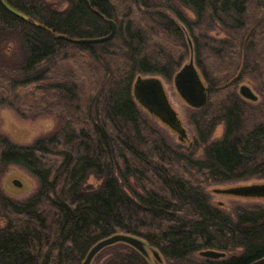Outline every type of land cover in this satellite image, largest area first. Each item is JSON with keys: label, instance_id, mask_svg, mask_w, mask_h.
<instances>
[{"label": "trees", "instance_id": "1", "mask_svg": "<svg viewBox=\"0 0 264 264\" xmlns=\"http://www.w3.org/2000/svg\"><path fill=\"white\" fill-rule=\"evenodd\" d=\"M6 1L30 21L0 2V109L55 125L29 146L0 131V264H83L119 234L144 240L167 264L264 257V206L232 217L205 191L264 180V0ZM110 20L118 26L110 41L60 38L107 36ZM188 59L208 100L189 116L195 139L177 146L133 85L141 76L171 81ZM246 84L256 105L238 92ZM9 166L37 180L29 198L3 193ZM208 250L226 257L200 256ZM100 254L103 264H150L123 243Z\"/></svg>", "mask_w": 264, "mask_h": 264}, {"label": "water", "instance_id": "2", "mask_svg": "<svg viewBox=\"0 0 264 264\" xmlns=\"http://www.w3.org/2000/svg\"><path fill=\"white\" fill-rule=\"evenodd\" d=\"M87 4L88 0H84ZM2 5L13 15L25 20L30 21V18L21 11L14 8L6 0H0ZM98 15L99 13L95 11ZM38 25V23H36ZM110 33L107 36L93 39H70L60 36L62 39H67L72 43L77 44H93L102 43L112 40L116 33L118 26L110 20ZM174 84L180 96L185 102L193 109H200L204 107L208 100L207 87L200 72L192 59L189 63L185 64L174 76ZM133 94L137 102L149 114L158 118L163 124L169 127L173 132L179 135L180 140L187 138L186 130L180 120L178 113L172 107L169 98L166 94L164 83L161 77H138L133 85ZM239 94L243 99L251 102L259 100L258 95L249 85H242L239 89ZM13 186L23 188L24 184L20 180H13ZM215 193L222 195H230L243 198H264V184H254L246 186H237L224 189H216ZM123 243L135 248L145 258H150V251L158 262H162L160 252L154 248L148 247V244L137 237L130 235H114L98 242L88 253L83 264H92L95 257L103 250L116 244ZM201 257L211 260H220L226 257V253L215 250L204 251L200 254ZM250 264H264V257L253 261Z\"/></svg>", "mask_w": 264, "mask_h": 264}, {"label": "rangeland", "instance_id": "3", "mask_svg": "<svg viewBox=\"0 0 264 264\" xmlns=\"http://www.w3.org/2000/svg\"><path fill=\"white\" fill-rule=\"evenodd\" d=\"M188 59L185 64L189 63ZM162 78V77H161ZM164 87L166 94L169 98V101L178 113L180 120L183 123V126L187 133V138L185 140H180L179 135L173 132L169 127L163 124L158 118L149 114L144 108L145 114L168 136L174 145H189L196 136L195 129L189 122V116L191 112L195 109L190 107L185 100L180 96L179 92L176 89L174 80L167 81L163 79ZM247 85V84H246ZM250 86V85H249ZM252 89L253 87L250 86ZM240 89V87H239ZM238 89V92H239ZM254 90V89H253ZM255 91V90H254ZM257 94V92L255 91ZM258 95V94H257ZM242 97V96H241ZM259 97V95H258ZM247 101V100H246ZM251 105H256L259 103L251 102ZM54 120L52 119H42L33 116H22L16 111L9 107H2L0 109V131L2 134L7 136L12 142L20 146H29L32 145L37 139L44 137L52 133L54 129ZM223 125L217 131L216 138H220L223 135ZM20 180L23 182V188H17L13 186V180ZM90 184L97 186L98 181L95 178H91L89 181ZM254 184H264L262 179H254L241 183H233L228 185H218L206 187L205 191L210 197L211 203L225 211L228 215L234 217V210L237 207H252V206H264V198H243L230 195H222L215 193L216 189H224L237 186H246ZM38 182L37 180L25 169L19 166H9L2 178L1 189L5 195L15 200H25L29 198L37 190ZM199 257V255H198ZM162 262H158L150 251V258L148 261L150 264H167L165 259L162 257ZM105 261V256L98 254L93 260L92 264H103Z\"/></svg>", "mask_w": 264, "mask_h": 264}]
</instances>
